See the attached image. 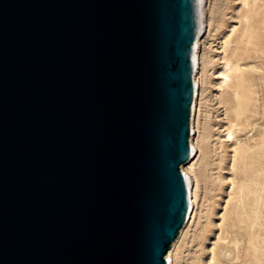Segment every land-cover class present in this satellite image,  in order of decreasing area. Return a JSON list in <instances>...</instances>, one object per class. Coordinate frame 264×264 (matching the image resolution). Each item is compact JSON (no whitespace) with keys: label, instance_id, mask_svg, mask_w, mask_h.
<instances>
[{"label":"water","instance_id":"water-1","mask_svg":"<svg viewBox=\"0 0 264 264\" xmlns=\"http://www.w3.org/2000/svg\"><path fill=\"white\" fill-rule=\"evenodd\" d=\"M203 40L204 0H0V264H167Z\"/></svg>","mask_w":264,"mask_h":264},{"label":"rangeland","instance_id":"rangeland-1","mask_svg":"<svg viewBox=\"0 0 264 264\" xmlns=\"http://www.w3.org/2000/svg\"><path fill=\"white\" fill-rule=\"evenodd\" d=\"M196 148L173 264H264V0H204Z\"/></svg>","mask_w":264,"mask_h":264},{"label":"bare ground","instance_id":"bare-ground-1","mask_svg":"<svg viewBox=\"0 0 264 264\" xmlns=\"http://www.w3.org/2000/svg\"><path fill=\"white\" fill-rule=\"evenodd\" d=\"M222 74L224 75L225 80L229 79V74L228 73L224 72ZM229 135L232 136V137H234V133L231 130H229ZM197 155H198V151H197V148H196V150H195V158H196ZM193 208L194 207H193V192H192V204H191V208H190V210H189V212L187 214L186 221L187 220L190 221L191 216H192V213H193ZM171 249H172V246L169 249L168 253L166 254L167 264H173V258L172 257H173V252H174L175 246H174V248L172 250Z\"/></svg>","mask_w":264,"mask_h":264}]
</instances>
